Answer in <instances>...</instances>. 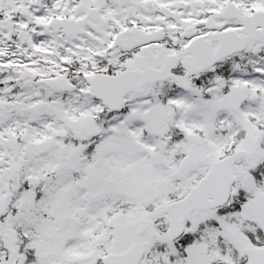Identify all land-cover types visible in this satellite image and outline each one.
<instances>
[{
  "label": "snow or ice",
  "instance_id": "6c2138e0",
  "mask_svg": "<svg viewBox=\"0 0 264 264\" xmlns=\"http://www.w3.org/2000/svg\"><path fill=\"white\" fill-rule=\"evenodd\" d=\"M0 264H264V0H0Z\"/></svg>",
  "mask_w": 264,
  "mask_h": 264
}]
</instances>
